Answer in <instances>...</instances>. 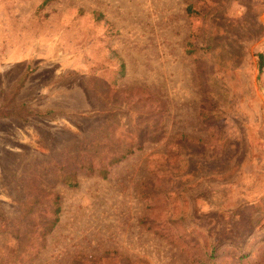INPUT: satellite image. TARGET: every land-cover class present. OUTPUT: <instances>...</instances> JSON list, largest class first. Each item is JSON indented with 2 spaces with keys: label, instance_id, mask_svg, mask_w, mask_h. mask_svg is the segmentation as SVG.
Instances as JSON below:
<instances>
[{
  "label": "rangeland",
  "instance_id": "rangeland-1",
  "mask_svg": "<svg viewBox=\"0 0 264 264\" xmlns=\"http://www.w3.org/2000/svg\"><path fill=\"white\" fill-rule=\"evenodd\" d=\"M261 55L264 0H0V264H264Z\"/></svg>",
  "mask_w": 264,
  "mask_h": 264
},
{
  "label": "trees",
  "instance_id": "trees-1",
  "mask_svg": "<svg viewBox=\"0 0 264 264\" xmlns=\"http://www.w3.org/2000/svg\"><path fill=\"white\" fill-rule=\"evenodd\" d=\"M46 1H48V0H46ZM94 18L97 21H102V20L105 19L104 15L102 13H99V12L94 13ZM263 66H264V56L261 55L260 56V66H259L260 71L263 69ZM125 73H126L125 64L123 62H121L120 68L117 71V74L119 76L123 77V76H125ZM114 83H116V81ZM135 148L136 149H142L143 145L142 144H138ZM131 153H133L132 150H128L125 153H117V155L115 157V161L118 162V161L126 158ZM90 169H92V168H90ZM104 172H106V171H104ZM105 177H106V173L104 174V178ZM68 185L71 186V187H77V183H74V182H71V181L68 182ZM55 204L57 205V208L55 210V214L58 215L60 213V211H61V209L59 207V198L58 197L55 199ZM56 220H58V219H56ZM55 223H56V221H55ZM53 226H55V225H53ZM21 260H22V254H19V253L14 251L13 256H12V264H22Z\"/></svg>",
  "mask_w": 264,
  "mask_h": 264
}]
</instances>
